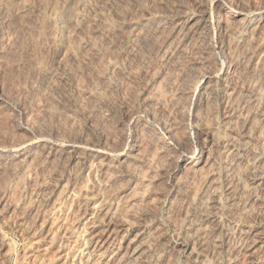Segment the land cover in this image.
<instances>
[{
    "label": "rangeland",
    "instance_id": "rangeland-1",
    "mask_svg": "<svg viewBox=\"0 0 264 264\" xmlns=\"http://www.w3.org/2000/svg\"><path fill=\"white\" fill-rule=\"evenodd\" d=\"M0 264H264V0H0Z\"/></svg>",
    "mask_w": 264,
    "mask_h": 264
},
{
    "label": "bare ground",
    "instance_id": "bare-ground-1",
    "mask_svg": "<svg viewBox=\"0 0 264 264\" xmlns=\"http://www.w3.org/2000/svg\"><path fill=\"white\" fill-rule=\"evenodd\" d=\"M139 249H140V248H139ZM138 251H139V250H138ZM134 253H135V252H134ZM137 254H139V253H137ZM141 255H142V254H141ZM138 256H139V255H138ZM138 256H135V257H138ZM135 259H136V258H135ZM137 259H138V258H137ZM137 259H136V260H137ZM133 261H134V260H133ZM138 261H139V260H138Z\"/></svg>",
    "mask_w": 264,
    "mask_h": 264
}]
</instances>
